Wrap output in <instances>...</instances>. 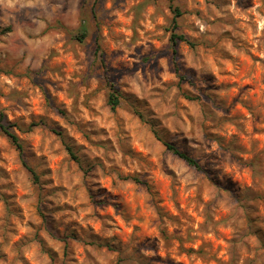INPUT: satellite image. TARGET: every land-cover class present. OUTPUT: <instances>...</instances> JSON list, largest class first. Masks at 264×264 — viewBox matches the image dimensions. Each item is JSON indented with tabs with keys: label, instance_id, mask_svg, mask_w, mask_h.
<instances>
[{
	"label": "clouds",
	"instance_id": "obj_1",
	"mask_svg": "<svg viewBox=\"0 0 264 264\" xmlns=\"http://www.w3.org/2000/svg\"><path fill=\"white\" fill-rule=\"evenodd\" d=\"M0 114V264H264V0H0Z\"/></svg>",
	"mask_w": 264,
	"mask_h": 264
},
{
	"label": "rangeland",
	"instance_id": "obj_2",
	"mask_svg": "<svg viewBox=\"0 0 264 264\" xmlns=\"http://www.w3.org/2000/svg\"><path fill=\"white\" fill-rule=\"evenodd\" d=\"M54 134H56V135H58V136H59V135H62V133H58V132H57V133H54ZM134 150H135V152H137V153L142 152V151H143V145H142V144H136V145H134ZM126 157H127L128 160L133 159V156L131 155V153L126 154ZM75 158H76V157L73 156V159H75ZM138 180H139V182H138ZM161 182H162L161 192H162V194H163L164 191H165V189H166V186H167L168 181L164 180L163 177H161ZM135 183L140 184V183H143V181L141 180V178H140L139 176H137V177L135 178ZM105 191H107V189H105ZM130 195H134V194H130Z\"/></svg>",
	"mask_w": 264,
	"mask_h": 264
},
{
	"label": "trees",
	"instance_id": "obj_3",
	"mask_svg": "<svg viewBox=\"0 0 264 264\" xmlns=\"http://www.w3.org/2000/svg\"><path fill=\"white\" fill-rule=\"evenodd\" d=\"M0 120H3V114H0ZM10 139L14 140L15 138L14 137H10ZM139 182V180H138Z\"/></svg>",
	"mask_w": 264,
	"mask_h": 264
}]
</instances>
